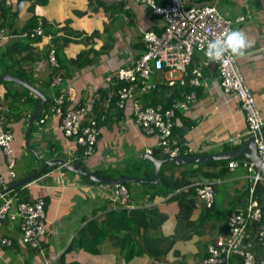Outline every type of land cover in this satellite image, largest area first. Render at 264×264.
<instances>
[{"label": "crops", "instance_id": "obj_1", "mask_svg": "<svg viewBox=\"0 0 264 264\" xmlns=\"http://www.w3.org/2000/svg\"><path fill=\"white\" fill-rule=\"evenodd\" d=\"M184 1L189 6L216 2L227 18L245 17L244 22L233 23L231 30L243 31L252 46L236 61L264 119L260 0ZM16 2L0 0V27L16 36L0 42V123L13 134L16 178L7 180V156L1 150L0 178L12 189L3 194L4 200H44L47 234L40 251L34 250L22 243L18 221H4L0 264H203L207 246L226 234L228 215L247 205L252 177L258 173L242 166L227 168L232 161H252L244 155H223L247 141V128L238 101L219 87L215 66L202 68L201 56L194 54L186 85L196 93L195 99L186 111L176 113L172 140L180 148V157L217 155L219 159L173 164L163 158L157 137L144 135L133 122L129 103L124 110L110 108L99 119L103 101L115 87L114 74L130 67L144 52L142 32L161 33L160 18L133 0H26L14 16ZM38 26L41 37H18ZM50 51L60 65L58 70L49 63ZM196 68L202 77L200 87L194 88L188 80ZM5 75L23 83L1 79ZM57 76L62 80L52 86ZM167 78L156 71L151 81ZM29 87L44 97L42 112L30 131V118L40 98ZM184 89L162 85L153 101L159 105L165 98L181 100ZM60 95L64 110L85 109L82 125L98 118L99 137L89 157L81 154L74 138L64 137L59 118L47 115ZM149 157L164 160L155 184L147 182L153 178ZM59 160L78 162L85 173L101 179L135 178L124 183L127 202L116 196L115 186L66 170ZM212 179L217 182L214 203L208 209L196 197L194 186ZM258 184L264 187V181ZM252 233L251 228L248 234L253 237ZM2 239L10 245H2ZM256 246L255 253L261 257ZM230 264L242 261L234 256Z\"/></svg>", "mask_w": 264, "mask_h": 264}, {"label": "built area", "instance_id": "obj_2", "mask_svg": "<svg viewBox=\"0 0 264 264\" xmlns=\"http://www.w3.org/2000/svg\"><path fill=\"white\" fill-rule=\"evenodd\" d=\"M143 4L146 11L158 16L162 23L160 34L152 30L142 32L144 52L134 60L128 68L118 70L114 74V88L103 101V120L110 108L124 110L130 104L133 122L146 136H156L157 145L162 150L163 157L179 158L180 148L172 140L173 120L176 111H186L195 99L196 93L190 91L183 94V99L172 103L171 107L163 110L162 105L144 106V98L152 92L158 91L162 85L173 88L186 85L188 68L192 64L194 54H200L201 66L209 64L215 66L219 87L226 94H231L239 103L246 123V139H253L259 161L264 162V119L255 102L254 96L247 86L237 65V58L228 57V62H210L205 56L207 45L210 41L220 37L226 30H231L233 23H242L244 16L229 19L219 12L214 4L187 5L184 0H133ZM261 11L264 13V0H260ZM42 36L41 27L30 33L18 35L20 38H35ZM11 37L4 29L0 30V41ZM49 63L59 69V63L54 51L49 53ZM167 74L163 82L151 81L154 72ZM192 78L188 80L194 87H200L201 70H192ZM62 78L57 76L52 79V86L60 84ZM64 96L60 95L47 113L48 117H57L60 120V130L65 138H74L78 146L82 147L83 156L89 157L94 153L99 137L98 118L82 125L80 117L85 109L64 110ZM12 135L0 123V150L7 156L9 177L16 176L15 159L12 157L10 142ZM184 157V156H182ZM242 166L252 172L255 163L243 162ZM234 170L238 162L232 161L227 165ZM256 171V169H255ZM252 177L253 185L249 189L247 205L231 212L226 220L227 232L219 237L213 244L207 246V256L203 264H230L231 258L237 256L242 264H264V253L258 257L255 253V244L264 252V227L257 229L255 237L250 239L249 227L262 221V209L254 195V188L258 182L264 181L261 172ZM216 180H207L196 183L195 194L206 208H211L214 203V187ZM7 183L0 178V193L9 189ZM115 194L124 203L129 198L127 188L120 184L115 186ZM0 228L6 218L18 221L21 241L31 249L39 250L41 240L46 235L43 225L45 220V202L38 199L35 202H23L18 198L4 200L0 194ZM2 245H10L8 239L1 240Z\"/></svg>", "mask_w": 264, "mask_h": 264}, {"label": "water", "instance_id": "obj_3", "mask_svg": "<svg viewBox=\"0 0 264 264\" xmlns=\"http://www.w3.org/2000/svg\"><path fill=\"white\" fill-rule=\"evenodd\" d=\"M25 2H26V0H17L16 6H15L16 13L14 14V16L19 14V12L23 8ZM1 79L12 80V81L18 82L19 84L23 83L22 81L16 80V79H14L10 76H7V75L3 76V78H1ZM28 89L40 98V102H39L38 106L36 107L34 114L30 118V126H29V131H30L31 130V123L40 115V113L42 111V107L44 106V97L42 96V94H40L33 87H29ZM223 155H227L224 157L242 156V155L248 157L253 163H255V166H254L255 169L259 170L261 172L262 176L264 177V162L258 160V156L256 153V149L254 146L253 139H248L238 150H236L234 152H229V153L223 154ZM149 159L153 163V178L151 180H148L147 182H149L151 184H155V182L157 181V175H158V172L160 169V164L164 160L163 159H155L152 157H149ZM182 159H184V160H182ZM186 159H187V161L199 163L202 161L219 159V156H217V155H204V156H200V157H196V158L181 157L178 159H166V160H168L170 163L174 164V163H177L176 161H179V162L180 161H186ZM57 163H59L66 170H69V171L74 172V173L79 174V175H86L89 179H91L93 181L104 182L107 184H111L113 186H116L117 184L120 185V184L126 183L128 181H135V178L134 179L133 178H122V179H112V180L98 178L96 176H93L92 174L85 173L82 170V168L80 167V164L78 162L74 163V164H66L64 161L59 160ZM177 164H179V163H177ZM47 165L48 164H46L45 167H43L38 174L42 173L45 170ZM17 186H18V184L13 185L12 188H15ZM10 190H12V189L9 188L5 191H2L0 194L2 195V194L6 193Z\"/></svg>", "mask_w": 264, "mask_h": 264}, {"label": "clouds", "instance_id": "obj_4", "mask_svg": "<svg viewBox=\"0 0 264 264\" xmlns=\"http://www.w3.org/2000/svg\"><path fill=\"white\" fill-rule=\"evenodd\" d=\"M1 29H4L9 34V31L6 28L0 27V30ZM251 46H252L251 42L249 41L247 35L243 31L226 30L224 33H222L220 37H217L216 39L208 43L207 49L205 51V56L210 62L224 61L225 63H227L228 57H233V58L243 57L246 54L247 49H249ZM165 159H171V158L166 157ZM46 234H47V230H46Z\"/></svg>", "mask_w": 264, "mask_h": 264}, {"label": "trees", "instance_id": "obj_5", "mask_svg": "<svg viewBox=\"0 0 264 264\" xmlns=\"http://www.w3.org/2000/svg\"><path fill=\"white\" fill-rule=\"evenodd\" d=\"M3 11V13H5V10H2ZM30 33V32H29ZM203 68V67H202ZM178 85V84H177ZM176 85V86H177ZM183 88H185L184 90H183V94H185V93H189L190 92V90L187 88L188 87V84L186 85V86H182ZM181 86H180V88H182ZM160 90V89H159ZM177 91L175 90V93H176ZM151 94H153V96H150L148 99H145L144 98V100H143V104H144V106H156L157 104L153 101L154 100V94H157V91L156 92H152ZM182 94V95H183ZM150 95V94H149ZM182 99H183V96H182ZM174 101H168V99L167 98H165L164 99V101H163V104H160V105H162V107H163V110H166V109H168V108H170L171 107V105H172V103H173ZM113 108V107H112ZM178 111H176L175 112V115H176V113H177ZM132 115V114H131ZM175 117V116H174ZM5 128V127H4ZM5 130H7V131H9L10 133H11V135H12V138H13V134H12V132L10 131V130H8L7 128H5ZM13 142V139H12V141L10 142V147H11V149H12V143ZM82 150H83V148L82 147H80V151H81V154H82ZM242 163L243 162H238V166H242ZM243 167V166H242ZM228 168V167H227ZM9 174V170L7 169V175ZM16 174V173H15ZM8 178H9V176L7 177V180H8ZM14 178H16V176L14 177ZM14 178H12V179H14ZM6 181V180H5ZM124 185V184H123ZM125 187H126V185H125ZM128 190V189H127ZM194 191H195V189H194ZM128 194H129V191H128ZM254 195H255V197L257 198V200H258V203H259V205H260V207H261V209H262V214H263V217H262V221L259 223V224H253L251 227H249L250 229L252 228V230H253V233L252 234H254V236L253 237H255V234H256V232H257V229L259 228V227H261V226H263L264 227V187L263 186H261L260 184H256V186H255V188H254ZM4 199V198H3ZM0 203H2L1 202V200H0ZM6 220H10V219H8V218H6L4 221H6ZM11 221V220H10ZM251 234V233H250ZM253 237H251L250 239H253ZM259 246V245H258ZM258 246H256V249H257V253H259V251L261 252L262 251V254L264 253L263 252V250L260 248V247H258ZM254 250H255V248H254ZM235 257H237V256H235ZM239 258V257H238ZM240 259V258H239ZM241 260V259H240Z\"/></svg>", "mask_w": 264, "mask_h": 264}, {"label": "rangeland", "instance_id": "obj_6", "mask_svg": "<svg viewBox=\"0 0 264 264\" xmlns=\"http://www.w3.org/2000/svg\"><path fill=\"white\" fill-rule=\"evenodd\" d=\"M195 55H197V54H195ZM200 55V54H199Z\"/></svg>", "mask_w": 264, "mask_h": 264}]
</instances>
